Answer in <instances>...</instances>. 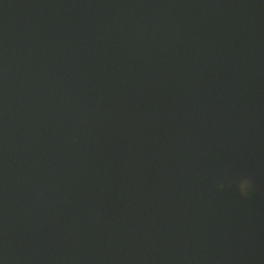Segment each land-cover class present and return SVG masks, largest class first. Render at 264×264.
<instances>
[{
	"label": "water",
	"instance_id": "1",
	"mask_svg": "<svg viewBox=\"0 0 264 264\" xmlns=\"http://www.w3.org/2000/svg\"><path fill=\"white\" fill-rule=\"evenodd\" d=\"M0 264H264V0H0Z\"/></svg>",
	"mask_w": 264,
	"mask_h": 264
},
{
	"label": "clouds",
	"instance_id": "2",
	"mask_svg": "<svg viewBox=\"0 0 264 264\" xmlns=\"http://www.w3.org/2000/svg\"><path fill=\"white\" fill-rule=\"evenodd\" d=\"M219 187L223 188L224 185H220ZM238 191L241 196L246 197L253 188V183L248 178H242L237 182Z\"/></svg>",
	"mask_w": 264,
	"mask_h": 264
}]
</instances>
